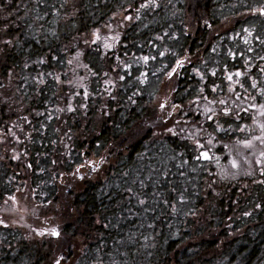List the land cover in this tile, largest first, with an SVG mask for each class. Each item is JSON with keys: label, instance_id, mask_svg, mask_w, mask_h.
Here are the masks:
<instances>
[{"label": "trees", "instance_id": "1", "mask_svg": "<svg viewBox=\"0 0 264 264\" xmlns=\"http://www.w3.org/2000/svg\"><path fill=\"white\" fill-rule=\"evenodd\" d=\"M257 2L0 0V264H264Z\"/></svg>", "mask_w": 264, "mask_h": 264}, {"label": "snow or ice", "instance_id": "2", "mask_svg": "<svg viewBox=\"0 0 264 264\" xmlns=\"http://www.w3.org/2000/svg\"><path fill=\"white\" fill-rule=\"evenodd\" d=\"M149 4H155V0H149ZM149 4H142V5H140V7L141 8H146V7H149ZM254 11H258L260 13V15H264V7H261L258 10H254ZM126 18L128 20H131L132 19L131 16H128ZM138 18L139 17H137V19ZM204 23L207 25V21H205ZM245 31H247V30H245ZM93 35L95 36V40L93 41V43H95L96 41H99L101 39V37L99 35V29H97L93 33ZM249 35H251V33H249ZM257 39H259V37H257ZM85 42L87 43V41H85ZM260 42L262 44H264V40H262ZM3 43L6 44V45H8V44H11V41L10 40H6V41H3ZM245 43H248V41L245 40ZM104 47L110 49V48L114 47V44L105 43L104 44ZM249 51H251V49H249ZM77 55L79 56L80 53H77ZM160 55H164V53H160ZM229 55H232L233 57H235V54L234 53L229 52ZM143 59H144L145 62H147L148 59H149V57L145 56V57H143ZM152 59H155V57H152ZM261 59H264V57H261ZM41 62H43V61H41ZM69 63H71V61H69ZM245 63L247 64V61H245ZM183 66H184V62L181 61V60H177L176 61V67L173 68L172 71L168 73L169 78H171V76L176 73V71H177L178 68H181ZM261 71L264 72V69H261ZM213 75H215V72H213ZM233 75L239 77V76H242V75H245V74L244 73H241V72H236L234 74H229L228 77H227V79L229 81H232ZM120 78L123 79L124 77H120ZM41 83H43V81H41ZM236 83L239 84V86L241 88L244 87L243 83H241L240 81H236ZM256 86H257L256 85V81H252L251 87L252 88H255ZM215 90H216V88H213L212 89V91H215ZM228 90L230 92L233 91V89L231 87H229ZM201 92H203V89H201ZM85 95H87V93H85ZM261 96H264V89L261 90ZM252 99L255 100L256 98L255 97H252ZM219 103L221 105H225L226 104V101L221 100V101H219ZM165 106H166L165 104H161L160 105V108L161 109H164ZM249 107L250 108L256 107V105L251 104V105H249ZM179 109H180V105H175V104L172 105V112H175V111H177ZM259 110H260V115L261 116H264V103H262V104L259 105ZM243 111L247 112L248 109H243ZM172 112H168L167 115L168 116H171L172 115ZM207 113H210V114L207 115V119L214 122L216 131H218V132H225L226 133V132H228L230 130V128H225L224 125L219 122V120L221 118H224L225 119V122H228L229 119H232L233 118L232 117V109L225 107L222 112H220L219 114H217L214 109L209 108V109L206 110V114ZM234 119H241V117L239 115H237ZM177 123L179 124L180 122L177 121ZM259 127L261 129V135L260 136H256L253 139L260 141L261 144H264V124H260ZM240 130L243 131L244 129L241 128ZM167 132L169 134H173V135L176 134L174 128H167ZM209 135L211 136V134H209ZM196 143H197L198 147L204 148V145L203 144H199V141H196ZM240 143H242L246 148H251L253 146L251 140L240 141ZM208 144L209 145L212 144V140L211 139H209ZM225 147H227V145H225ZM261 156L264 157V152L261 153ZM201 158H203L205 160H210L211 159L208 151H201L200 154H199V156H197V159H201ZM257 163L264 164V161H257ZM232 165H233V167H236L237 166L235 160L232 161ZM93 171H95V166H93ZM248 174L251 175V173H248ZM261 174L264 175V167L261 168ZM233 178H235V177H233ZM80 179H84V177L81 176ZM259 183L264 184V180L260 181ZM129 191H131V189H129ZM11 199H15V197H12ZM139 203L141 205H143L145 203V201L140 200ZM256 207L259 208L260 205L257 204ZM250 214L251 213H247V212L245 213V215H250ZM2 223H3V220H0V224H2ZM44 234H45V232H41L40 233V235H44ZM47 234H49L51 236H56V237H59L60 236V232L56 228L51 229L50 231H48ZM55 264H60V260H56Z\"/></svg>", "mask_w": 264, "mask_h": 264}, {"label": "rangeland", "instance_id": "3", "mask_svg": "<svg viewBox=\"0 0 264 264\" xmlns=\"http://www.w3.org/2000/svg\"><path fill=\"white\" fill-rule=\"evenodd\" d=\"M246 6H249V4H246ZM261 7H264V0H258V2L257 3H255V6L253 5L252 6V10L254 11V10H258L259 8H261ZM248 9H251V6H249L248 7ZM255 12V11H254ZM257 13H259L258 11H256ZM257 13H256V16H258L257 15ZM262 20H264V16H262ZM234 20H232L231 22H233ZM245 22H248L247 20L245 21ZM264 22V21H263ZM262 26H264V24L262 25ZM245 27H247L246 29H248V28H250V27H248V23H247V25H245ZM240 29V31L242 30L241 28H239ZM238 29V30H239ZM244 36L246 37V38H248L249 40H248V43H245V40H247V39H245L244 40V45H246V46H251L252 45V43H251V38H252V36L251 35H249V33L247 32V31H244ZM262 48V47H261ZM158 103H160V100L158 101ZM207 151V150H206Z\"/></svg>", "mask_w": 264, "mask_h": 264}, {"label": "flooded vegetation", "instance_id": "4", "mask_svg": "<svg viewBox=\"0 0 264 264\" xmlns=\"http://www.w3.org/2000/svg\"><path fill=\"white\" fill-rule=\"evenodd\" d=\"M259 70H260V72H262L261 71V68H258ZM177 72V78L179 79V78H181V77H183L182 75H181V70H177L176 71ZM236 72H241V73H243V71L241 70V69H238ZM228 77V76H227ZM238 78H244V75H242V76H239ZM261 78L263 79V81L262 82H264V76H262L261 75ZM258 80H260V75H259V77H257L256 79H255V81H256V87H258V90H259V94L261 95V90L262 89H264V87H262L261 85H260V81H258ZM237 86V85H236ZM238 87H240V86H238ZM241 88V87H240ZM264 97V96H263ZM239 126H244V124H240ZM256 126H259V125H256Z\"/></svg>", "mask_w": 264, "mask_h": 264}]
</instances>
